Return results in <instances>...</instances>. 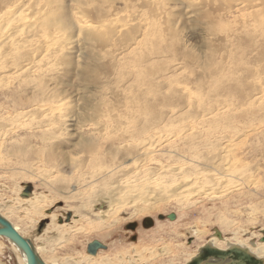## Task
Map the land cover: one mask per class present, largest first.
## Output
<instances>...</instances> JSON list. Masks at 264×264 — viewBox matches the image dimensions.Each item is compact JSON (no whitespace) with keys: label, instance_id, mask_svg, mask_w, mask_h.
Returning <instances> with one entry per match:
<instances>
[{"label":"bare ground","instance_id":"1","mask_svg":"<svg viewBox=\"0 0 264 264\" xmlns=\"http://www.w3.org/2000/svg\"><path fill=\"white\" fill-rule=\"evenodd\" d=\"M90 1L76 0L74 9L84 10L91 6ZM119 1L125 10L139 8V17L122 16L121 8L99 3L94 22L83 16L76 21L79 33H89L105 46L109 75L104 85L117 93V108L105 104L104 110L96 112L97 121L90 126L95 129H89L90 137L80 145L73 165L88 173V177L79 175L77 192L93 198L92 204H104L106 211L95 209L93 214L105 219L116 213L121 201L139 199L154 175L177 177L184 193L198 182L210 187L232 179L240 168H246L242 166L247 165V155L257 149V141L255 149L245 147L246 138L256 140L262 135L259 140L264 139V0H205L217 7L212 15H206L207 29L214 36H222L216 38L217 43L207 45L202 60L181 45L179 50L176 48L180 41L172 26H168L170 11L164 0ZM190 2V7L196 8L198 1ZM64 12L61 0H0V130L19 118L39 117L52 109L56 90L49 76L55 63L66 62L64 51L71 39ZM26 90L30 96L23 93ZM57 119L39 124L50 129L59 124ZM107 143L114 151L105 153ZM249 179L248 175V179L242 178L241 183L222 190L221 197L249 200L253 192ZM30 194L31 191L24 194L23 190L22 199L14 200L17 207L5 203L0 210V216L27 240L18 222L27 223L24 218H32L43 201L42 196ZM18 209H23V218ZM2 211L10 216H4ZM223 220L221 223L226 225ZM199 234L202 232L197 231ZM34 238L29 241L40 260L44 264H60L55 257L44 254L45 247L36 243L41 239ZM215 238L220 242L211 238L209 245L189 254L185 264L205 246L223 251L235 247L264 264V243L239 237ZM3 241L18 253L20 263L26 264L21 250L0 236V243ZM149 251V257L155 258L157 253ZM2 253L0 250V256ZM129 253V261L123 262L121 254L119 264L147 262L142 251L133 248ZM158 253L167 256L174 250L161 248ZM228 263L227 259L222 262L209 258L202 264Z\"/></svg>","mask_w":264,"mask_h":264},{"label":"rangeland","instance_id":"2","mask_svg":"<svg viewBox=\"0 0 264 264\" xmlns=\"http://www.w3.org/2000/svg\"><path fill=\"white\" fill-rule=\"evenodd\" d=\"M190 1L164 0L166 9L170 11L171 22H168V26H172L180 41L176 43V48L179 50L182 47L202 60L210 44L217 43L216 38L222 36H214L207 29L206 15H212L217 7L211 6L209 1L197 0L199 4H195L196 10L190 7ZM61 2L65 11L64 23L68 25L67 33L71 39L64 51L66 62L55 63L49 76L54 80L51 85L56 90L55 103L52 109L39 117L19 118L16 123L0 130V210L5 203L17 207L14 200L22 199L20 194L27 186L31 189L29 196H42L43 201L36 214L32 218L25 217L27 223L18 222L19 228L31 241L39 237L41 241L36 243L45 247L44 254L55 257L60 264L70 261L77 264H119L122 262V251L128 253L122 254L123 262H128L131 258L129 251L133 248L144 253L147 262L141 264H185L189 254L196 253L205 244L209 245L211 238L217 240V234L227 240L239 237L248 242L264 243V139L259 140L262 135L256 140L247 137L244 142L245 147H257L256 151L259 149L262 153L254 150L253 154H248L245 163L248 166H242L246 168H240L238 173L232 175V179L228 178L231 179L230 182L227 180L229 183L220 181L221 187L218 182L217 187L206 186L209 184L202 187L198 182L195 187H192L194 184L187 187L184 193L177 177L154 175L151 179L153 184L149 183L147 189L143 187L139 199L121 201L116 213L109 219L93 214L95 209L106 211L107 207L102 203L92 204L93 198L87 199L85 192H77L79 175L88 177V173L73 168L74 159L77 158L80 145L90 137V126L97 121L96 112L104 110L105 104L117 108L118 101L117 93L109 89L111 86L104 85L109 75L105 46L96 42L91 34L79 33L76 21L83 16L89 22H94L99 3L114 5L118 10L121 8L119 14L122 16L139 17L141 10L134 6L125 10L119 0H92V7L84 8L82 5L84 10L74 9L76 0ZM23 93L26 96L31 94L29 90ZM53 118H58L60 122L50 129L45 128V124H39L52 121ZM9 128L11 130L6 132ZM104 150L105 153L114 151L108 143ZM258 166L259 170L254 171ZM247 174L251 179L248 181L252 183H249V188L253 191L249 200H236L228 196L225 200L221 197L233 184L241 183L242 178L248 179ZM18 210V215L23 218V209ZM1 213L10 216L3 211ZM170 214L175 215L173 221L167 218ZM220 218L225 219L223 222L227 221V224L221 223ZM146 219L152 221L149 228L143 226ZM11 220L16 222L13 218ZM197 231L202 234L196 235ZM93 240L106 248L98 251L95 257H88L86 246ZM161 248L174 250V254L158 256ZM150 249L157 253L153 259L149 257ZM0 250L3 251L0 264H21L20 256L6 241L0 243Z\"/></svg>","mask_w":264,"mask_h":264},{"label":"water","instance_id":"3","mask_svg":"<svg viewBox=\"0 0 264 264\" xmlns=\"http://www.w3.org/2000/svg\"><path fill=\"white\" fill-rule=\"evenodd\" d=\"M31 191L30 187L24 189V194ZM162 217H160L161 219ZM170 221L175 219L174 214L167 216ZM145 228L152 226V221L146 219L143 222ZM0 236L9 239L21 252L24 254L26 264H44L38 255L36 254L33 246L30 241L23 238L13 227L12 225L2 216H0ZM219 237L220 235L217 234ZM264 241V239H263ZM106 247L97 240H93L87 244L86 250L89 254H96L99 249H105ZM209 258H214L220 261H225L226 259L230 261L228 264H262L259 260L255 259L245 251H242L238 248H231L227 251L218 250L209 246H205L201 249L199 254L194 257L188 264H202Z\"/></svg>","mask_w":264,"mask_h":264}]
</instances>
